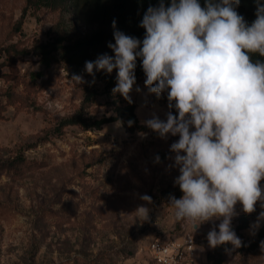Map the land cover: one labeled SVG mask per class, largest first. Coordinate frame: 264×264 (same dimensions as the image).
<instances>
[{
  "label": "rangeland",
  "instance_id": "374dc122",
  "mask_svg": "<svg viewBox=\"0 0 264 264\" xmlns=\"http://www.w3.org/2000/svg\"><path fill=\"white\" fill-rule=\"evenodd\" d=\"M23 1L0 0V44L47 40L56 18L47 13L28 14L15 34ZM42 69L29 56L10 71L4 67L0 72L4 74L0 96L21 97L2 106L0 157L23 153L43 163L17 177H0V264H135L156 235H191V223L176 221L174 209L164 199L167 193L182 195L174 184L179 170L171 167L174 153L169 150L179 137L161 139L152 130L128 133L119 121L99 130L69 126L58 132L59 121L79 108L85 83L77 84L60 69L50 81L44 76L31 84L29 74ZM144 80L136 77L130 94L138 122L144 124L153 113L165 120L168 103L152 102ZM105 102L104 95H97L88 110L95 116L111 115ZM145 194L152 204L140 199ZM142 205L151 209L148 222L138 217L136 209ZM236 210L233 230L245 215L239 204ZM261 211L257 204L256 212L247 215L254 219L237 233L242 242L254 241L264 220L258 229L251 225ZM219 222H205L192 234L197 240V264H208L206 253L211 248L206 236ZM223 264H264V244L252 251L225 253Z\"/></svg>",
  "mask_w": 264,
  "mask_h": 264
},
{
  "label": "clouds",
  "instance_id": "9594fccd",
  "mask_svg": "<svg viewBox=\"0 0 264 264\" xmlns=\"http://www.w3.org/2000/svg\"><path fill=\"white\" fill-rule=\"evenodd\" d=\"M255 2L248 24L236 10L240 0H204L203 6L199 0H168L167 6L158 0L144 12L142 40L114 30V43L107 45L113 55L84 65L92 83L97 72L116 70L112 92L132 104L139 59L148 93H167L166 119L153 113L143 123L161 139L179 137L169 150L182 195L170 196L169 205L176 221L191 223L192 234L205 222L220 221L207 233L210 248L242 246L232 229L238 204L245 215L256 212L257 204L264 209V4ZM72 80L86 83L81 75ZM140 199L153 202L147 194ZM136 211L142 222L150 220V208ZM261 220L264 211L252 229Z\"/></svg>",
  "mask_w": 264,
  "mask_h": 264
},
{
  "label": "trees",
  "instance_id": "16d2710c",
  "mask_svg": "<svg viewBox=\"0 0 264 264\" xmlns=\"http://www.w3.org/2000/svg\"><path fill=\"white\" fill-rule=\"evenodd\" d=\"M201 6L204 0H199ZM264 4V0H260ZM167 6L168 0H165ZM158 0H24L21 15L15 23V34L19 33L25 17L29 15L47 13L55 15V20L47 30V40L42 42L34 40L27 45L17 43L0 44V72L7 67L10 71L15 64L24 57H34L43 67L42 70L31 72L29 79L31 84L44 76L46 81H50L54 72L64 69L72 78L73 75H81L86 80L83 88V99L79 108L70 116L62 118L56 130L75 126L81 130H99L104 125L119 121L128 133L134 131L147 132L151 129L138 122L135 109L136 106L128 104L125 100H120L119 94L115 98L112 89L116 84V70L114 74H105L103 71L93 77L84 71L86 61H94L99 55L107 53L113 55L107 47L109 43H114L113 32L120 30L127 35L134 36L140 40L144 37V29L140 22L144 12L149 6H157ZM237 12L251 24L255 19V0H240ZM116 21V29L112 27V21ZM253 59H262L254 55ZM3 75L4 74H0ZM135 76L146 79L141 67V61L137 60ZM102 88H99L98 85ZM148 90V89H147ZM97 95H104L106 106L111 109V115L106 113L95 116L88 110ZM21 97L14 93H8L6 98L0 96V119L3 118L2 106L12 105L15 100ZM23 100V99H22ZM168 103L167 93H162L159 98L152 94V102ZM175 115V109H172ZM128 121H132L129 126ZM43 165L35 160L27 158L23 153L15 154L10 158L0 157V177L3 175L17 177L25 172L31 171ZM170 196L180 198L181 194L167 193L165 201H169ZM253 216L242 215L238 218L235 226V233L247 229ZM253 242H242V246L233 249L230 244L220 245L211 248L206 253L208 264H223L225 253L247 252L259 247L264 241V222L258 229Z\"/></svg>",
  "mask_w": 264,
  "mask_h": 264
},
{
  "label": "built area",
  "instance_id": "2783aa9c",
  "mask_svg": "<svg viewBox=\"0 0 264 264\" xmlns=\"http://www.w3.org/2000/svg\"><path fill=\"white\" fill-rule=\"evenodd\" d=\"M190 240V234L156 235L140 252L146 254L147 264H197V240L192 236L193 245Z\"/></svg>",
  "mask_w": 264,
  "mask_h": 264
},
{
  "label": "crops",
  "instance_id": "0c3cea01",
  "mask_svg": "<svg viewBox=\"0 0 264 264\" xmlns=\"http://www.w3.org/2000/svg\"><path fill=\"white\" fill-rule=\"evenodd\" d=\"M135 264H147L146 254L145 253L140 254V256L136 258Z\"/></svg>",
  "mask_w": 264,
  "mask_h": 264
}]
</instances>
